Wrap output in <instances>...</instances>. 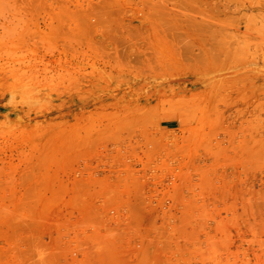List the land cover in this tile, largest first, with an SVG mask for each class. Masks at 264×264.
Here are the masks:
<instances>
[{
    "label": "rangeland",
    "instance_id": "obj_1",
    "mask_svg": "<svg viewBox=\"0 0 264 264\" xmlns=\"http://www.w3.org/2000/svg\"><path fill=\"white\" fill-rule=\"evenodd\" d=\"M0 53V264H264V0H0Z\"/></svg>",
    "mask_w": 264,
    "mask_h": 264
},
{
    "label": "bare ground",
    "instance_id": "obj_2",
    "mask_svg": "<svg viewBox=\"0 0 264 264\" xmlns=\"http://www.w3.org/2000/svg\"><path fill=\"white\" fill-rule=\"evenodd\" d=\"M27 17H28V16H27ZM61 17H62V16H61ZM65 17H66V16H65ZM62 18H63V17H62ZM68 18H69V17H68ZM53 19H57V18H53ZM63 19H64V18H63ZM69 19H72V18H69ZM69 19H68V20H69ZM24 20H25V19H24ZM28 20H29V18H28ZM61 20H62V19H61ZM64 20H65V19H64ZM25 21H26V22H30L31 20H29V21L25 20ZM32 21H33V20H32ZM69 21H70V20H69ZM33 22H34V21H33ZM62 22H63V21H62ZM77 22H78V21H77ZM30 24H31V23H30ZM50 24H51V23H50ZM27 25H28V24H27ZM31 25H32V24H31ZM52 25H53V24H52ZM44 26H45V25H44ZM25 27H28V26H25ZM29 28H30V27H29ZM23 29H24V27H23ZM25 29H26V28H25ZM34 29H35V27H34ZM57 29H58V28H57ZM39 31H40V30H39ZM48 31H49V30H47V32H48ZM70 31H71V29H70ZM70 31H69V33H70ZM20 32H21V31H20ZM25 32H26V30H25ZM32 32H33V31H32ZM36 32H37V31H36ZM51 32H52V31H51ZM79 32H80V31H79ZM79 32H78V33H79ZM23 33H24V32H23ZM33 33H34V32H33ZM45 33H46V32H45ZM52 33H54V32H52ZM52 33H51V34H52ZM66 33H67V32H66ZM71 33H72V32H71ZM75 33L77 34L76 31H75ZM20 34H21V33H20ZM39 34H40V33H39ZM39 34H38V36H39ZM46 34H47V33H46ZM48 34H49V33H48ZM23 35H24V34H23ZM25 35H26V34H25ZM25 35H24V37H25ZM30 35H32V33H31ZM43 35H45V34H43ZM49 35H50V34H49ZM54 35L56 36L55 33H54ZM68 35H69V34H68ZM14 36H15V35H14ZM18 36H19V35H18ZM18 36L16 35V37H18ZM27 36H28V35H27ZM57 36H58V35H57ZM22 37H23V36H22ZM59 37H60V36H59ZM77 37H78V36H77ZM18 38H19V37H18ZM25 38H26V37H25ZM56 38H57V37H56ZM66 38H67V37H66ZM68 38H69V37H68ZM70 38H71V37H70ZM74 38H75V37H74ZM19 39H20V38H19ZM21 39H22V38H21ZM57 39H58V38H57ZM60 39H61V38H60ZM60 39H58V40H60ZM76 39H77V38H76ZM10 40H11V39H10ZM12 40H13V39H12ZM14 40H15V38H14ZM16 40H17V39H16ZM23 40H24V39H23ZM2 41H3V40H2ZM7 41H9V40H7ZM18 41H19V40H18ZM63 41H64V40H63ZM74 41H75V40H74ZM4 42L6 43V41H4ZM12 42H13V41H12ZM19 42H20V41H19ZM16 43H17V42H16ZM21 43H22V42H21ZM65 43H67V41H66ZM14 44H15V43H14ZM17 44H18V43H17ZM1 45H2V44H1ZM5 46H6V45H5ZM10 47H13V45H10ZM3 48H4V47H3ZM8 48H9V47H8ZM14 49H15V48H14ZM11 50H12V49H11ZM12 51H13V50H12ZM62 52H63V51H62ZM0 54H1V53H0ZM7 54H8V53H7ZM1 55H2V54H1ZM8 55H9V54H8ZM22 55H23V54H22ZM3 56H4V55H3ZM9 56H10V55H9ZM16 56H17V55H15V57H16ZM22 57H23V56H22ZM18 58H19V55H18ZM18 58H17V59H18ZM20 58H21V57H20ZM11 59H12V58H11ZM15 59H16V58H15ZM32 59H33V58H32ZM3 60L5 61V59H3ZM9 61H11V60H9ZM11 62H12V61H11ZM15 62H16V61H15ZM0 63H1V62H0ZM17 63H18V62H17ZM25 63H26V62H25ZM25 63H24V64H25ZM27 63L29 64V62H27ZM35 63H36V62H35ZM35 63H34V65H35ZM18 64H19V63H18ZM3 65H4V64H3ZM8 65H9V64H8ZM8 65H7V66H8ZM29 65H30V64H29ZM10 66H11V65H10ZM16 66H17V65H16ZM22 66H23V65H22ZM69 66H70V65H69ZM14 67H15V66H14ZM18 67H19V66H18ZM29 67H30V66H29ZM44 67H45V66H44ZM62 67H64V66H62ZM66 67H67V66H66ZM66 67H64V68H66ZM15 68H16V67H15ZM25 68H26V67H25ZM27 68H28V67H27ZM27 68H26V70H27ZM33 68H34V67H33ZM37 68H38V67H37ZM39 68H40V67H39ZM48 68H49V67H48ZM59 68H60V67H59ZM64 68H63V69H64ZM0 69H1V68H0ZM4 69H7V68H4ZM44 69H45V68H44ZM70 69H71V68H70ZM74 69H75V68H74ZM78 69H79V68H78ZM20 70H21V68H20ZM22 70H23V69H22ZM26 70H25V71H26ZM29 70H30V69H29ZM71 70H73V69H71ZM80 70H81V69H80ZM80 70H78V71H80ZM0 71H1V70H0ZM8 71H9V70H8ZM12 71H13V68H12ZM39 71H40V70H39ZM67 71H68V70H67ZM76 71H77V70H76ZM78 71H77V72H78ZM17 72H18V71H17ZM31 72H36V71H33V70H32ZM47 72H48V71H47ZM56 72H57V71H56ZM61 72H62L61 74H63V71H61ZM2 73H3V72H2ZM58 73H60V72H58ZM66 73H67V72H66ZM80 73H81V72H80ZM80 73H79V74H80ZM12 74H13V73H12ZM15 74H16V72H15ZM23 74H24V73H23ZM38 74H40V73H38ZM41 74H42V73H41ZM41 74H40V75H41ZM44 74H45V72H44ZM48 74H49V72H48ZM7 75H8V74H7ZM28 75H29V73H28ZM31 75H32V74H31ZM42 75H43V74H42ZM59 75H60V74H59ZM70 75H71V74H70ZM81 75H82V74H81ZM1 76H2V75H1ZM4 76H5V75H4ZM4 76H3V77H4ZM8 76H9V75H8ZM14 76H15V75H14ZM16 76H17V75H16ZM16 76H15V77H16ZM18 76H19V75H18ZM26 76H27V75H26ZM33 76H34V74H33ZM49 76H50V75H49ZM57 76H58V75H57ZM24 77H25V76H24ZM41 77H42V76H41ZM43 77H44V76H43ZM46 77H47V76H46ZM63 77H64V74H63ZM66 77H67V76H66ZM68 77H70V76H68ZM22 78H23V77H22ZM36 78H37V76H36ZM44 78H45V77H44ZM73 78H75V77H73ZM13 79H14V78H13ZM28 79H29V78H28ZM63 79H64V78H63ZM20 80H21V78H20ZM23 80H24V79H23ZM42 80H43V79H42ZM46 80H48V79H46ZM46 80H44V81H46ZM69 80H72V79L70 78ZM178 80H179V79H178ZM0 81H1V80H0ZM14 81H15V80H14ZM24 81H25V80H24ZM24 81H23V82H24ZM33 81H34V80H33ZM33 81H32V82H33ZM35 81H36V80H35ZM175 81H176L175 78H174V79H173V78H170L169 80L166 81L165 85H163V86H161V87H162L163 89H165V88H167V87H170L169 89H171V88L173 87V85L176 84V83H174ZM15 82H16V81H15ZM18 82H19V81H18ZM32 82H31V83H32ZM42 83H43V82H42ZM44 83H45V82H44ZM181 83H182V82H181ZM16 84H17V83H16ZM16 84H15V85H16ZM20 84H21V83H20ZM38 84L41 85L40 83H38ZM46 84H47V83H46ZM33 85H34V84H33ZM18 86H19V85H18ZM21 86H22V85H21ZM25 86H26V85H25ZM37 86H38V85H37ZM166 86H167V87H166ZM175 86H176V85H175ZM12 87H14V85H13ZM43 87H44V86H43ZM40 88H41V87H40ZM182 88H184V87H182ZM11 89H12V88H11ZM11 89H9V90H11ZM13 89H15V87H14ZM22 89H23V88H22ZM37 89H38V88H37ZM37 89H36V90H37ZM32 90H33V89H32ZM171 90H172V89H171ZM171 90H170V91H171ZM178 90H179V89H178ZM34 91H35V90H34ZM34 91H33V92H34ZM37 91H38V90H37ZM37 91H35V92L37 93ZM39 91H40V90H39ZM168 91H169V90H168ZM172 91H173V90H172ZM26 92H27V91H26ZM42 94H43V93H42ZM42 94H41V96H42ZM33 95H34V93L32 94V96H33ZM48 95H49V94H48ZM24 96H26V95H24ZM27 96H29V95H27ZM32 96H31V97H32ZM21 97H22V96H21ZM21 97H20V98H21ZM33 97H35V96H33ZM23 98H24V97H23ZM32 99H33V98H32ZM38 99H39V98H38ZM46 99H47V98H46ZM16 100H17V99H16ZM18 100H19V99H18ZM22 100H23V99H22ZM41 100H42V99H41ZM44 100H45V98H44ZM6 101H7V100H6ZM14 101H15V99H14ZM14 101H12V102H14ZM60 101H61V99H60ZM62 101H63V100H62ZM150 101H151V99L148 98L147 102H150ZM9 102H10V101H9ZM15 102H16V101H15ZM15 102H14V103H15ZM32 102H33V101H32ZM36 102H38V101H36ZM50 102H51V101H50ZM72 102H73V101H72ZM10 103H11V102H10ZM18 103H21V102H18ZM57 103H58V102H57ZM57 103H56V105H57ZM61 103H63V102H60V104H61ZM29 104H30V103H29ZM39 104L41 105V102H40ZM54 104H55V103H54ZM35 105H36V104H35ZM42 105H43V104H42ZM45 105H46V103H45ZM45 105H43V106H45ZM79 105H80V104H79ZM79 105H78V106H79ZM32 106H33V105H32ZM38 106H39V105H38ZM47 106H48V105H47ZM61 106H62V105H61ZM13 107H14V106H13ZM28 107H29V106H28ZM52 107H53V106H52ZM57 107H58V105H57ZM14 108H15V107H14ZM14 108H13V109H14ZM16 108H17V107H16ZM31 108H32V107H31ZM39 108H40V107H39ZM42 108H43V107H42ZM19 109H20V108H19ZM26 109H27V108H26ZM34 109H35V108H34ZM37 109H38V108H37ZM45 109H46V108H45ZM35 110H36V109H35ZM22 111H23V110H22ZM25 112H26V111H25ZM60 112H61V111H60ZM73 112H74V111H73ZM4 113H5V112H4ZM22 113H23V112H21V114H22ZM63 113H65V112H62V114H63ZM66 113H67V112H66ZM2 114H3V113H2ZM26 114H28V113L26 112ZM34 115H35V114H34ZM56 115H57V113H56ZM56 115H55V116H56ZM6 116H7V115H6ZM17 116H18V115H17ZM20 116H21V115H20ZM20 116H18V117L20 118ZM73 116H74V114H73ZM33 117H34V116H33ZM15 119H16V118H15ZM22 119H23V118H22ZM36 119H37V118H36ZM43 119H44V118H43ZM7 120H8V119H7ZM8 121H9V120H8ZM46 122L48 123L49 120H48V121L46 120ZM46 122H45V123H46ZM25 123H26V121H25ZM36 123H37V122H36ZM14 124H15V123H13V125H14ZM17 124H18V119H17ZM29 125H30V124H29ZM32 125H33V124H32ZM34 125H35V124H34ZM34 125H33V126H34ZM40 125H41V124H40ZM44 125H45V124H44ZM46 125H47V124H46ZM14 126H17V125H14ZM33 126H32V127H33ZM11 127H12V126H11ZM11 127H10V128H11ZM26 127H27V126H26ZM37 127H38V125H37ZM13 128H17V127H13ZM22 128L24 129V127H22ZM22 128H21V129H22ZM27 128H28V130H29L30 126L27 127ZM27 128H26V129H27ZM38 128H39V127H38ZM47 128H48V127H47ZM18 129H19V127H18ZM45 130H46V129H45ZM13 131H14V130H13ZM43 131H44V130H43ZM47 131H48V130H47ZM17 132H19V131L17 130ZM21 132H25V129H24V131L21 130ZM29 132H30V130H29ZM34 132H36V130H35ZM9 133H10V132H9ZM40 133H41V132L39 131V133H37V134L39 135ZM11 134H12V133H11ZM13 134H14V133H13ZM17 134H18V133H17ZM20 134H21V133H20ZM44 134H45V133H44ZM15 135H16V134H15ZM26 135H27V133H26ZM12 136H14V135H12ZM18 136H19V135H18ZM29 136H31V134L28 135V138H29ZM35 136L37 137V135H35ZM14 137H15V136H14ZM21 137H22V136H21ZM26 137H27V136H26ZM26 137H25V138H26ZM31 137H32V139H33V138H34V135L31 136ZM48 138L50 139L49 136H48ZM20 139H21V138H20ZM20 139H19V140H20ZM23 139H24V137H23ZM30 140H31V139H30ZM46 140H47V139H46ZM27 141H28V140H27ZM43 141H44V140H43ZM43 141H42V142H43ZM29 142H30V141H29ZM31 142L33 143V141H31ZM48 142H49V141H48ZM48 142H47V143H48ZM18 143H19V142H18ZM20 143H21V140H20ZM45 143H46V141H45ZM21 144H22V143H21ZM28 144H29V143H28ZM28 144H27V145H28ZM33 144H34V143H33ZM33 144H31V147H29V146H30V145H29L28 148H32V147H33V146H32ZM40 144H42V143H40ZM12 145H13V144H12ZM15 145H16V144H15ZM259 145H260L262 148H264V142H262V144H259ZM35 146H37V145L35 144ZM38 146H39V144H38ZM42 146H43V145H42ZM44 146H46V145L44 144ZM10 147H11V146H10ZM36 148H37V147H36ZM13 149H15V148H13ZM34 149H35V148H34ZM41 149H42V147H41ZM20 150H23V148L20 149ZM30 150H32V149H30ZM39 151H40V150H39ZM45 151H46V150H45ZM47 151H48V150H47ZM7 152H8V151H7ZM29 152H30V151H29ZM9 153H10V151H9ZM17 153H19V152H17ZM37 153H38V151H37ZM6 154H8V153H6ZM15 154H16V152H15ZM28 154H29V153H28ZM40 154H41V153H40ZM42 154H43V153H42ZM31 155H32V154H31ZM36 155H37V154H36ZM26 156H27V155H26ZM28 156H29V155H28ZM47 156H48V155H47ZM44 157H45V156H44ZM12 158H13V156H12ZM33 158H34V157H33ZM37 158H38V157H37ZM39 158H40V157H39ZM46 158H47V157H46ZM22 159H24V158H22ZM47 159H48V158H47ZM3 160H4V159H3ZM17 160H19V159H17ZM30 160H32V159H30ZM40 160H41V159H40ZM26 161H27V160H26ZM33 161H34V160H33ZM44 161H46L45 158H44ZM47 161H48V160H47ZM9 162H10V161H9ZM19 162H20V161H19ZM28 162H29V161H28ZM28 162H27V163H28ZM25 163H26V162H25ZM37 163H38V162H37ZM39 163H40V162H39ZM46 163H47V162H46ZM7 164H8V163H7ZM11 164H12V163H11ZM14 164H15V163H14ZM34 164H35V162H34ZM30 165H31V164H30ZM35 165H36V164H35ZM35 165H34V167H36ZM37 165H38V164H37ZM8 166H10V165H8ZM20 166H21V165H20ZM23 166H24V165H23ZM25 166L27 167V164H26ZM25 166H24V167H25ZM38 166H39V165H38ZM38 166H37V167H38ZM29 167H30V166H29ZM0 168H1V166H0ZM21 168H22V167H21ZM38 168H39V167H38ZM41 168H42V167H41ZM29 169H30V168H29ZM45 169H46V168H45ZM13 170H14V169H13ZM27 170H28V169H27ZM29 171H30V170H29ZM29 171H28V172H29ZM31 171H32V170H31ZM33 171H34V170H33ZM36 171H37V169H36ZM9 172H10V171H9ZM17 172H18V170H17ZM38 172H39V169H38ZM45 172H46V171H45ZM11 173H12V171H11ZM32 173H33V172H32ZM36 173H37V172H36ZM39 173H40V172H39ZM7 174H10V173H7ZM27 174H28V173H27ZM17 175H18V174H17ZM25 175H26V174H25ZM37 175H38V174H37ZM39 175H40V174H39ZM45 175H46V174H45ZM20 176H21V174H20ZM23 176H24V175H22L21 177H23ZM41 176H42V175H41ZM18 177H19V176H18ZM19 178H20V177H19ZM19 178H18V180H19ZM27 178H28V175H27ZM22 179H24V177H23ZM28 181H29V180H28ZM32 181H33V180H32ZM38 181H39V180H38ZM17 182H18V181H17ZM37 183H38V184H41V182H37ZM43 183H44V181H43ZM21 184H22V183H21ZM34 184H35V183H34ZM17 185H19V184H17ZM23 185H24V184H23ZM20 186H22V185H20ZM20 186H19V187H20ZM32 186H33V185H31L30 188H31ZM25 187H26V186H25ZM36 187H38V186H36ZM26 188H27V187H26ZM28 188H29V187H28ZM23 190H24V188H23ZM23 190H22V191H23ZM27 191H28V190H27ZM30 191H31V190H29V192H30ZM27 193H28V192H27ZM21 194H23V193L21 192ZM14 199L16 200V198H14ZM18 199H19V198H18ZM20 199H21V198H20ZM28 199H29V198H28ZM28 199H25V200H28ZM17 201H18V200H17ZM17 201H16V202H17ZM0 202H1V201H0ZM18 202H19V201H18ZM25 202H28V201H25ZM5 203H6V202H5Z\"/></svg>",
    "mask_w": 264,
    "mask_h": 264
}]
</instances>
